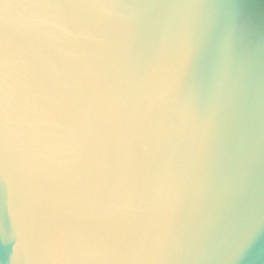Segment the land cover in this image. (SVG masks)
Instances as JSON below:
<instances>
[{
  "label": "clouds",
  "instance_id": "1",
  "mask_svg": "<svg viewBox=\"0 0 264 264\" xmlns=\"http://www.w3.org/2000/svg\"><path fill=\"white\" fill-rule=\"evenodd\" d=\"M221 0H0L10 264H264V65Z\"/></svg>",
  "mask_w": 264,
  "mask_h": 264
},
{
  "label": "water",
  "instance_id": "2",
  "mask_svg": "<svg viewBox=\"0 0 264 264\" xmlns=\"http://www.w3.org/2000/svg\"><path fill=\"white\" fill-rule=\"evenodd\" d=\"M224 16L220 27L233 33L237 50L264 65V0H221ZM13 239L12 219L6 188L0 184V264H10ZM252 264H255L253 261Z\"/></svg>",
  "mask_w": 264,
  "mask_h": 264
}]
</instances>
